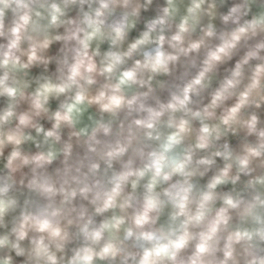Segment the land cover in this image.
<instances>
[{"label": "clouds", "instance_id": "1", "mask_svg": "<svg viewBox=\"0 0 264 264\" xmlns=\"http://www.w3.org/2000/svg\"><path fill=\"white\" fill-rule=\"evenodd\" d=\"M0 264H264V0H0Z\"/></svg>", "mask_w": 264, "mask_h": 264}]
</instances>
